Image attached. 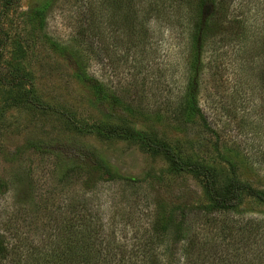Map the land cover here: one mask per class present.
<instances>
[{
	"label": "rangeland",
	"instance_id": "1",
	"mask_svg": "<svg viewBox=\"0 0 264 264\" xmlns=\"http://www.w3.org/2000/svg\"><path fill=\"white\" fill-rule=\"evenodd\" d=\"M44 2L13 0L9 10L0 14L6 34V39L0 36L5 39L0 68L9 71L14 57L22 56V67L32 76V86L0 83V241L4 253L0 264H31L28 252L33 245L45 253L55 248L52 263L67 264L61 258L69 246L74 247L82 204L99 210L104 223L115 225L117 238L126 235L125 228L150 232L156 204L178 207L174 220L168 223L161 218L155 225L162 229L159 253L163 264H209L211 226L204 215L188 213L186 207L183 215L179 209L207 202L199 178L166 172L163 155L150 153L136 142L101 138L75 126L99 122L139 129L167 141L185 138L177 130L174 109L188 75L191 18L184 7L187 0H50L45 29L40 30L30 15ZM131 9L137 10L136 15L129 14ZM242 12L249 19L243 37L229 41L228 35L217 33L201 51L194 88L213 132L194 128L186 140L187 148L195 147L211 164L216 137L225 151L236 153L232 161L238 179L263 187L264 0H242L240 11L232 14L240 17ZM52 42L79 48L82 58L78 61L87 73L133 104L137 114L126 115L107 104L93 107L87 87L74 76V61L59 55ZM31 94L39 106L28 102ZM70 141L92 148L118 174L138 183L102 180L69 149ZM216 168L222 178L230 173L225 163L219 162ZM129 191L148 193L150 204L133 206L123 196ZM242 209L247 210L246 218L257 213L252 217L263 221L262 239L257 237L252 247H262L264 259V206L247 199ZM132 235L128 232L126 237Z\"/></svg>",
	"mask_w": 264,
	"mask_h": 264
},
{
	"label": "trees",
	"instance_id": "2",
	"mask_svg": "<svg viewBox=\"0 0 264 264\" xmlns=\"http://www.w3.org/2000/svg\"><path fill=\"white\" fill-rule=\"evenodd\" d=\"M49 2L50 0H45L30 15L31 20L36 22L40 30L45 29V11ZM262 2L259 3L262 4ZM12 4L13 0H0V14H5ZM184 7L188 10L189 18H191V26L189 27L190 49L186 61L188 75L183 93L175 105L174 116L178 122L177 130L182 132L185 138L167 141L163 138L151 136L139 129L99 122L90 125L75 123V126L81 132L94 133L101 138H121L136 142L150 153L162 154L167 161L166 172H186L195 178H199L203 184L202 187L207 202L199 205H182L179 209L180 211L183 210V215L185 210L188 213L198 212L204 215L207 223L211 226L213 241L208 244L209 264H264L263 248L252 247V243L256 242L257 237L262 239L263 221L255 218L258 216L257 213L250 214L246 218L244 214L247 210L242 209V204L247 199L256 205L264 206V186L255 187L248 181L238 179L236 165L232 161L236 153L225 151V148L219 144L220 142L217 141L215 136L214 141H216L214 147H212L215 157H211L214 159L211 164L207 155V159H203L198 155L195 147L187 148L186 140V135L194 128H199L202 133L213 132L206 124L204 113L198 102L197 91L194 88V82L198 78L201 51L206 46L207 39L215 37L217 33L228 35L230 37L229 41L235 40L236 37H243L249 20L246 16L247 11L240 13V17L232 14L234 11L236 13L237 10L240 11L242 0H187ZM128 12L131 16H134L137 10L131 9ZM230 29H232V32H229ZM81 34L82 32H80ZM2 35L6 39V34H3L0 26V36ZM3 38L0 37V48L1 43L5 40ZM51 44L53 49L63 58H71L74 61V76L87 87L93 107L107 104L126 113V115L134 116L137 114L133 104L121 98L117 93L110 91L101 81L87 73L86 66L78 61V58H82L78 55L79 48H69L67 45L56 42ZM22 58V56H15L9 66V71L0 68L1 84L14 85L22 83L23 85L32 86V76L22 67ZM26 94L28 95L29 92L27 91ZM27 100L33 105H40L34 94L29 95ZM198 135L199 133H197V137ZM70 142H73V145L69 146V149L88 163L90 169L98 174L102 180L111 183L126 181L132 185L138 183L135 178L118 174L92 148L85 146L83 143ZM219 162L228 166L230 173L227 177L222 178L218 172L216 167L219 166ZM140 193V191H129L128 194L124 193L123 196L126 198L125 200L132 201L133 206H138L145 201H147L146 205L148 206L150 204L148 193ZM81 208L83 212L76 220L79 231L76 233L75 248L69 246L67 254L62 255L63 262L68 261L67 264L164 263L159 253L162 229L158 226L155 227V225L161 218L166 219L168 223L170 220H174L178 207L161 208L159 204H156L155 220L152 223L150 232L139 233L135 228H125L123 234L127 232L126 235L118 238L115 235V225L108 224L107 221L104 223V218L99 210L95 209L96 211H93L92 207L90 209L83 204ZM131 215H127L128 220H130ZM252 215L256 216L252 217ZM125 224L130 223L128 221ZM108 225H111V228L107 232L106 227ZM128 232L133 235L126 237ZM28 247L31 248L30 245ZM31 250L34 251L28 252L32 256L31 264H53L50 255L55 254V248L51 247V250L45 253L42 247L37 248L33 245ZM68 252L72 253L69 254ZM3 254L2 242L0 241V263L3 260ZM60 264L65 263L61 262ZM176 264L192 263L177 262Z\"/></svg>",
	"mask_w": 264,
	"mask_h": 264
}]
</instances>
